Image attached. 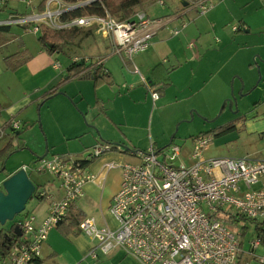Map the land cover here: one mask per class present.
I'll return each instance as SVG.
<instances>
[{"label": "crops", "instance_id": "obj_1", "mask_svg": "<svg viewBox=\"0 0 264 264\" xmlns=\"http://www.w3.org/2000/svg\"><path fill=\"white\" fill-rule=\"evenodd\" d=\"M166 1L169 9L167 8V13L159 17L147 13L150 9L157 13L156 0H150L140 9L149 19H162L163 23L152 38L148 50L132 59L133 67L137 72L131 67H124L126 63L118 54L113 53L109 39L102 36L107 40L108 46L103 53L104 58L100 56L98 58L103 70L109 76V84L97 83L94 86L89 78L67 79L66 68L74 60L88 58L73 53L68 56L69 63L65 69H61L60 64L57 69L54 67V56L48 55L41 48L37 49L35 40L38 31L35 33L33 31L35 24L17 23V19L42 14L46 9V4L44 6L42 4L43 0H0V27L8 26L7 31L2 34L4 42L0 44V131L3 133L0 137V149L8 142L16 145L15 136L18 133L8 127L10 121H20L22 127L19 130H22L23 123L34 121L35 111L42 115L45 110V124L42 122L45 125L44 130L42 129L43 135L47 140L45 153L73 155L74 159L82 161L87 172L97 177L96 181L84 186V195L72 204L67 216L70 214L77 219L92 218L98 228L117 227L109 214V206L113 195L121 185L120 166L136 165L139 163V153L146 152L149 148L157 153L174 143L171 140L168 144L173 128L169 130V127H165L161 133H153L151 130L153 116L156 113L154 109L157 105L161 109L168 102L177 104L178 102L175 101L177 96L186 90L204 91L207 86L214 83L218 95L213 103L205 109L194 108L198 113L206 116L207 113H216L219 104L226 97L224 96V62L219 61L223 58V49L209 50L211 46L204 40L211 35L209 22V26L215 32V25L211 24V21H214L217 9L213 8L205 14L206 16L198 17L202 15H198L187 6L199 0H163L162 6ZM42 7L44 11L40 12ZM165 10V7L160 9V11ZM182 21L187 23L184 29L181 28ZM247 27L243 22L244 33L248 32ZM86 30L89 28L81 29L74 45L81 44L85 40L87 36L83 31ZM172 30H178L179 33L174 36L171 34ZM29 36L35 38L34 44L33 42L28 44V39H31ZM23 38L28 39L22 40ZM190 42L194 44L192 50L187 47ZM20 52L25 54L26 61L15 70H8L4 59ZM254 55L256 60H264L263 52L259 51ZM114 56L118 57V61L111 60L110 57ZM212 56L219 62L221 69H198L204 59ZM254 63L257 64L256 61ZM248 65L251 66L249 61ZM259 68L261 70L260 65ZM140 76L147 81L151 90L158 93L159 99L155 103L152 102L150 92L143 85ZM51 92L56 94L45 99V96ZM64 94L66 97L63 96ZM116 103L122 107L118 109L115 107ZM177 110L180 112L174 116L175 122L185 119L181 107ZM240 117L242 119L236 125L237 129L248 138L258 141L250 154L254 157L260 154L254 160H264L263 153L259 151V145L264 144V103L263 105L258 103L253 110ZM33 129L24 134L35 137ZM20 139L25 144L23 139ZM34 139L37 142H32V145L42 148L43 139L39 135ZM212 144L213 142L210 146ZM96 146L116 148L106 151L98 158H92L89 149ZM210 146L204 153L205 159L212 158L207 157V154L214 156L209 154ZM181 151L184 159H177L179 163L191 165L190 150L188 153ZM108 164L114 167L108 169ZM11 175L12 173L5 174L4 179ZM28 178L34 184L29 175ZM37 185L40 187L38 192L44 194L41 200L36 197L31 199L33 202L28 211L35 216L37 222H41L47 215L50 199L60 200L63 193L59 184L58 187L55 184L57 188L44 182ZM34 186L36 187L35 184ZM66 227L67 224L63 223L49 232L41 249L40 264H140L120 248H115L107 256L93 260L88 254L96 246V242L83 234L79 225L69 231ZM243 243L241 237L242 251L238 264H262L259 258H264V253L259 255L255 251L260 245L252 250L249 241L246 242L249 244L247 249L242 247ZM262 248L264 250V247Z\"/></svg>", "mask_w": 264, "mask_h": 264}, {"label": "built area", "instance_id": "obj_2", "mask_svg": "<svg viewBox=\"0 0 264 264\" xmlns=\"http://www.w3.org/2000/svg\"><path fill=\"white\" fill-rule=\"evenodd\" d=\"M62 4L59 0H48L42 14L17 19V23H34V33L38 31V21L54 30L94 26L96 32L109 39L113 53L124 63H132L136 55L148 50L163 23L162 19H149L142 11L123 22L108 16L61 22L60 16L68 11L61 9ZM187 7L203 16L214 4L211 0H199ZM186 26V21H182L181 28ZM178 33L171 31L174 36ZM187 47L192 50L194 44L190 42ZM54 67L58 69L60 65L54 63ZM141 81L155 103L158 93L151 90L144 78ZM8 127L15 131L20 124L12 120ZM2 134L0 131V137ZM211 142L210 137L202 135L193 138L191 165L172 164L180 152L173 144L166 152L156 153L149 148L139 153L136 165H121V185L109 206L117 227L98 228L92 218L79 223L81 232L96 242L88 255L97 260L120 248L140 264H236L242 251V236L227 218L250 219L264 232V160L205 159L203 154ZM110 147L96 146L90 155L98 158ZM158 155H163V161H158ZM38 161L36 171L47 172L57 179L63 197L50 199L47 215L41 222L28 214L13 219L20 236L10 240L8 251L0 255V264H40L41 249L49 232L66 218L70 205L84 195V186L97 179L69 155L54 154ZM113 167L107 165L108 169ZM250 245L255 249L259 242L254 239ZM259 261L264 264V258Z\"/></svg>", "mask_w": 264, "mask_h": 264}, {"label": "rangeland", "instance_id": "obj_3", "mask_svg": "<svg viewBox=\"0 0 264 264\" xmlns=\"http://www.w3.org/2000/svg\"><path fill=\"white\" fill-rule=\"evenodd\" d=\"M157 1L158 0H156V5H158V8H156L157 13H154L153 9L147 11L150 8L149 6L146 9L149 15H155L159 17L167 13V1L165 2L164 6L159 5ZM211 2L215 5L214 9H217V15L215 16L214 21H211V24L215 25V32L213 28L209 26V22L208 27L211 35L204 40L205 43L211 46L208 48L209 50H212L213 48L221 51L223 49V58L219 59V61L224 62V96L226 97L219 104L216 113H207L206 116L201 115L194 108H198L200 110L205 109L211 103H213V100L218 95L214 83L207 86L204 91L200 90L194 92V89L186 90L180 96H177L175 100L178 102L177 104L174 102H168L165 103L161 109H159L157 105V107L154 109L156 110V113L153 116L151 130L153 133H161L165 127H169V130L173 128L168 144H170L172 137H174L173 144L178 146L180 150L178 159H184L181 150L187 153L190 150L189 154L192 153L194 145L193 138L199 136L201 132H210L220 126L227 124L230 121H239L242 119L240 116H244L247 112L253 110L255 105L258 103L263 105L264 103V65L261 64L264 63V60L254 59V54H256V52L260 51L264 54V0H211ZM71 6L72 5L69 4H62L61 9H70L69 7ZM162 7H165L166 10L160 11ZM57 21L58 19L55 20V23H57ZM243 22H245L248 26L246 28L248 30L247 33H244L243 31ZM38 23L41 24L43 21H38ZM41 25H45V23ZM233 27L238 28L239 31L233 32ZM88 28L89 30L83 31V34L87 37L81 44L65 46L62 48L61 52L53 54V62L60 64L61 69H65L66 65L69 63L68 56L73 55V53L88 58L87 63H96L99 60V56L104 58L103 53L108 46L107 40H104L102 35L95 31L96 27L93 26ZM29 37L31 39L23 38L22 40L28 39V44L30 42H33L34 44L35 38L33 36ZM35 41L36 45L38 46L37 49H40L41 47L37 43V38ZM110 58L111 60L115 59L118 61V57L114 56ZM248 61L251 65L250 67L248 65ZM254 61H256L257 64H255ZM133 65V63H126L124 67H131L132 69H135ZM198 69L216 70L221 69V67L219 62L215 60L214 56H212L204 59L199 65ZM63 96L66 97L65 94ZM227 99H233L234 104L231 109L225 107L222 113L219 115V111L223 105V102ZM115 107L120 109L122 106L119 105V103H116ZM180 107L181 112L185 114V119L175 122L174 116L180 112L177 110L180 109ZM74 109L77 110L75 107ZM44 112L45 110H43L42 115H40V112H31V115L33 113L35 114V119L34 121H26L23 123L24 128L22 130H19L22 127V124L20 121L17 122L20 124V127L15 131L17 133L21 132L19 137L23 139L25 142L24 145H26V147L20 151L14 152L7 158L4 165L5 171L4 173H0V183L4 181L5 174H14V172L24 169L36 186H38L37 184H42L44 182L54 186L56 184L58 187L59 181L51 174L43 171H36V167L39 163L37 158L43 156L47 146V140H45L43 135V130L45 127V125H43L45 124ZM32 128H34L33 132H35V137L39 135L41 139H43L44 143L42 148L40 146L36 147L32 145V142H37L34 139L35 137H32V135L29 136V134H24L29 132V130ZM23 135L25 136L24 138L22 137ZM202 136L208 139L210 137L213 142V144L210 146L209 154H214V156L207 154V157H212L209 159L228 158L254 160L260 156V154H257V156L254 157L252 154H250L253 146H255L258 141L254 138H248L247 135L243 134L239 130L231 131L218 137L207 136L203 134ZM259 148V151H261L264 155V144H260ZM166 150L167 148L163 149L162 151L166 152ZM89 151L91 152L92 148H90ZM245 154H248V156H244ZM50 155L51 154H47L45 157L47 158ZM71 157H73V155ZM157 159L158 161H163V155H158ZM172 164L177 166L179 161L175 160L172 162ZM32 202L33 200L28 201L25 210L15 218L17 219L19 216L24 214L34 216L28 211ZM203 207L204 210L208 212L207 207L205 205H203ZM12 225L13 221L6 222V224L2 226L1 229L4 232H8ZM244 226L247 227V233L243 237L244 243L242 244V247L247 249L251 243L250 239H252V225L250 222L241 220L235 224V228L239 230ZM247 241L250 243L247 244ZM262 249L263 248L259 246V248L255 251L260 255L261 253H264V250Z\"/></svg>", "mask_w": 264, "mask_h": 264}, {"label": "trees", "instance_id": "obj_4", "mask_svg": "<svg viewBox=\"0 0 264 264\" xmlns=\"http://www.w3.org/2000/svg\"><path fill=\"white\" fill-rule=\"evenodd\" d=\"M47 1L48 0H43L42 2L43 6L44 4L47 3ZM60 1H62L65 4H69V5H76L79 3H84L86 1H91L90 3L80 8H77L75 10L65 12L64 14H62L59 18L61 22H67V21H71L76 18L91 17V16H96L100 18H105L108 16L115 21L123 22V21H128V20L133 19L135 14L138 11H140V9L145 4H147L150 0H60ZM43 11L44 10L42 7L40 12H43ZM36 27L38 28L37 43L48 55H53L54 53L61 52L62 48L65 46L74 45L76 42L75 41L76 37L81 32V28L54 30V29L47 28L46 26L41 25V24L36 25ZM7 29H8V26L0 27V44L4 42V38L2 37V34L5 33ZM237 30L238 28L236 29V31ZM24 56L25 54H23V52H20L13 56L6 57L4 59L6 68L10 71L17 69L19 66H21L26 61L27 57L25 58ZM78 62H80V65H78ZM85 70L87 71V73ZM66 71L68 73L67 79H70L72 77H80V78L85 77L93 81L94 86L97 83L109 84V76H107V74L103 70V66L100 60H98L96 63H89V64H85L84 59L74 61L66 68ZM55 94H56L55 92H51L45 96V99L51 98ZM240 120L230 121L227 124L220 126L210 132L201 133L199 135L203 134V135L215 136V137L222 136L231 131L238 130L236 125L241 122ZM20 133L21 132H19L18 135L15 136L16 140L18 141V142L16 141L17 143L15 142L16 145H13L11 144V142H8L7 144H5L3 148L0 149V173H4L5 171L4 165H5V161L7 160V158L14 152L24 149L25 146L19 137ZM173 139L174 137H172V141ZM115 148H116L115 146H111L110 150L115 149ZM38 188L39 187L36 186L33 198L36 197L41 200L42 197L39 196ZM71 207H72V204L70 205L69 210ZM227 219L229 220V222L233 223L234 225L238 223V221L240 220L245 221V222H250V224L252 225L253 240L256 239L259 242V245L264 247V232L261 230V228L259 227L257 223H255L254 221L250 219L244 218V217H239V218L228 217ZM82 220H83L82 218L77 219L76 217H72L69 214L68 216H66V218L61 223H59L58 227L61 224L66 223L67 224L66 229L67 231H69L73 229V227H76L77 225H79V223ZM13 228L14 226L12 225L8 232H4L2 229H0V255L1 256L5 255V253L8 251V248L11 244L10 240L13 239V237L17 236L14 234ZM239 232H241V236L244 237V235L247 233V227L245 226L242 227L239 230ZM240 255L238 257L236 264L239 263V259L241 257Z\"/></svg>", "mask_w": 264, "mask_h": 264}, {"label": "water", "instance_id": "obj_5", "mask_svg": "<svg viewBox=\"0 0 264 264\" xmlns=\"http://www.w3.org/2000/svg\"><path fill=\"white\" fill-rule=\"evenodd\" d=\"M90 2L91 1H86L73 5L68 11L80 8ZM78 65H80V63H78ZM233 104V99L225 100L219 111V115L225 107L231 109ZM46 154L47 153L39 157L38 160L44 158ZM35 188L36 187L30 181L24 169L15 172L0 183V229L6 222L13 221L17 215L25 210L27 202L33 198ZM14 234L20 236V232L17 228H14Z\"/></svg>", "mask_w": 264, "mask_h": 264}]
</instances>
